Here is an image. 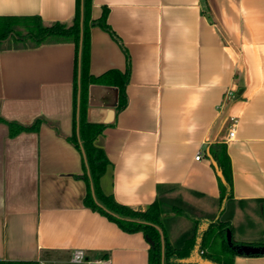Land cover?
Returning a JSON list of instances; mask_svg holds the SVG:
<instances>
[{
  "label": "crops",
  "instance_id": "1",
  "mask_svg": "<svg viewBox=\"0 0 264 264\" xmlns=\"http://www.w3.org/2000/svg\"><path fill=\"white\" fill-rule=\"evenodd\" d=\"M76 1L0 0V16L71 24ZM104 7L116 37L91 26L90 74L130 73L122 110L116 83L88 86L86 119L104 124L96 142L110 160L103 192L140 210L160 184L166 197L191 195L193 217L173 207L163 217L172 245L194 220L204 233L221 211L238 242L264 245V0H93L92 18ZM76 59L73 42L0 48V261L149 264L142 231H124L85 202L84 152L70 140L79 136ZM37 118V130L10 134L7 121ZM216 142L226 143L232 168L222 210ZM76 248L82 262L71 261ZM234 264H264V254L239 253Z\"/></svg>",
  "mask_w": 264,
  "mask_h": 264
},
{
  "label": "trees",
  "instance_id": "2",
  "mask_svg": "<svg viewBox=\"0 0 264 264\" xmlns=\"http://www.w3.org/2000/svg\"><path fill=\"white\" fill-rule=\"evenodd\" d=\"M76 12L71 24L54 21L46 24L39 15H11L0 16V48L7 44L9 48L37 47L47 43L73 42L77 49L76 80L74 85V105L79 107V136L76 132L70 140L84 152L83 178L87 182L86 204L93 210L106 215L116 222L124 231H142L150 243L149 264H191L180 262L179 259L187 257L192 252L198 236V220H194V227L189 236L184 238L180 245H172L165 232L163 217L166 206L171 198L162 195L164 185L158 186V196L146 209L119 203L112 194L103 192L100 178L103 176L110 160L105 149L98 145L96 140L102 135L104 124L91 123L86 119L87 92L90 83H116L120 87V100L118 110L127 105L126 85L130 70L126 73L110 72L102 76L90 74V29L92 25H99L116 37L107 22L108 8L104 7L102 15L92 18L93 0H77ZM112 74L117 77L113 79ZM42 118H37L32 124L26 125L18 122L7 121L10 134L15 135L24 130H37L42 123ZM77 124V122H76ZM209 153L223 173L225 182L219 177L221 185V204L232 197V168L231 159L224 142L210 145ZM178 197L181 199V195ZM177 213L193 217L190 208L174 205ZM221 216L215 219L208 230L203 233L201 253L219 264H234V258L239 254L238 246L245 242L234 243L228 237V230L232 228L229 221ZM263 244L262 242L254 243ZM0 264H38L36 261H0Z\"/></svg>",
  "mask_w": 264,
  "mask_h": 264
},
{
  "label": "water",
  "instance_id": "3",
  "mask_svg": "<svg viewBox=\"0 0 264 264\" xmlns=\"http://www.w3.org/2000/svg\"><path fill=\"white\" fill-rule=\"evenodd\" d=\"M213 164L216 168L218 176L225 182L224 176L218 164L215 160H213ZM225 201V200H224ZM225 202H223L221 210L224 208ZM205 225H208L206 222ZM203 227L202 225L198 230V236L196 238V243L194 248L189 256L179 259L180 262L183 263H191V264H219L209 258H206L201 253V243L203 239ZM228 237L231 238V231L228 230ZM238 251L240 254L246 255H257V254H264V245H253V244H242L238 246Z\"/></svg>",
  "mask_w": 264,
  "mask_h": 264
},
{
  "label": "rangeland",
  "instance_id": "4",
  "mask_svg": "<svg viewBox=\"0 0 264 264\" xmlns=\"http://www.w3.org/2000/svg\"><path fill=\"white\" fill-rule=\"evenodd\" d=\"M169 194H172L169 198H171V202L166 206V211H168L169 213H172L173 210H172V207L174 205H181V206H187L186 204L188 203V201L190 202V204H192V196L187 194L185 191H172V192H169ZM177 194H180L181 195V200L180 198L177 199ZM197 205V204H196ZM195 205V206H196ZM193 211H197V209L193 206ZM196 209V210H195ZM198 212V211H197ZM183 220H185L184 218H182ZM190 220V219H189ZM231 241L234 242V243H237V239L233 236H231ZM255 245V244H253Z\"/></svg>",
  "mask_w": 264,
  "mask_h": 264
},
{
  "label": "built area",
  "instance_id": "5",
  "mask_svg": "<svg viewBox=\"0 0 264 264\" xmlns=\"http://www.w3.org/2000/svg\"><path fill=\"white\" fill-rule=\"evenodd\" d=\"M236 131L234 126L227 132L226 139H231L235 136ZM201 152H198L196 155L197 159H200L201 157ZM85 257V251L84 249L81 248H76L73 250L72 256H71V261L73 262H82Z\"/></svg>",
  "mask_w": 264,
  "mask_h": 264
}]
</instances>
